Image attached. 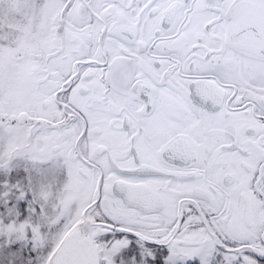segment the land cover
<instances>
[{"label": "snow or ice", "instance_id": "snow-or-ice-1", "mask_svg": "<svg viewBox=\"0 0 264 264\" xmlns=\"http://www.w3.org/2000/svg\"><path fill=\"white\" fill-rule=\"evenodd\" d=\"M0 264H264V0H0Z\"/></svg>", "mask_w": 264, "mask_h": 264}]
</instances>
